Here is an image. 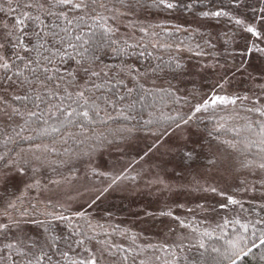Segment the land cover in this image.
Instances as JSON below:
<instances>
[{
    "label": "snow or ice",
    "instance_id": "1",
    "mask_svg": "<svg viewBox=\"0 0 264 264\" xmlns=\"http://www.w3.org/2000/svg\"><path fill=\"white\" fill-rule=\"evenodd\" d=\"M137 6L141 9L154 7L161 12L169 13L177 11L198 13L201 19L226 24L229 30L224 32L225 45L236 41L241 33L246 34L243 36L245 40L243 50L229 51L228 56L231 60H225V63L220 65L221 68L226 67L227 71L224 72L216 88L225 86L228 82V72L235 75L248 71L250 61L243 57H251L254 52L264 57V47L259 46L264 42V0H258L255 5L251 4L250 0H207V3H204V0H196L195 3L192 0H152L151 4H146L143 0H128L127 3L126 0H115L111 4L107 0H0V14H2L0 15V88L16 89L20 93L12 97L16 104L11 106L10 112L7 111L9 105L6 100L0 97V104L3 105L5 114L10 121L16 122V128L13 129L15 135L6 134L3 141H0V146L4 149L0 153V185L11 183L17 175L27 176L30 168L35 175L38 168L32 167L33 160L42 165V154L54 150L48 145L28 149L20 147L17 138L24 141L34 140L32 135L26 134L29 132H35L40 137L52 135L53 143L57 142L56 136H59L63 144H68L69 140H79L80 143H84L85 140L98 138L96 129L98 123L107 125L108 121L114 119L109 111L111 109L131 125L126 129L118 130L121 133L126 131L131 135L144 131L158 137L169 134L167 128L158 132L149 127L156 122L152 118V112L148 113L149 119L138 118L133 113L137 112V105L155 107L157 95L164 106H167V102L177 104L180 99L188 101L189 97L180 95L179 83L173 84L170 81L167 88L160 89L159 93L155 94L151 90L144 89L139 83L141 79L163 72L166 68L171 70L174 80H179L185 74V65L178 58L170 57L168 61L147 67L125 63L112 76L109 72L102 73L94 68V65L102 60L103 55H107L108 48H112L119 55H129V48L143 47L142 44L131 45L127 42L121 47L111 39L116 30L111 27L109 21L119 19L127 11L135 10ZM249 12L252 13L251 16ZM108 13L111 15H107ZM171 27L177 32L180 31L179 25H171ZM84 29H87V32ZM140 30L144 35H150L147 29ZM184 31L188 30L184 29ZM216 39L220 41L222 38L218 35ZM180 44L183 45L184 41H180ZM204 44L209 48H216V45L211 43V37L204 39ZM151 47L170 49L174 45L157 40L156 43L151 44ZM196 49L193 51L189 48L188 51L196 57L212 55L199 43L196 44ZM176 51H181V48L176 47ZM139 55L147 57L152 53L141 50ZM236 56L242 58L238 64L235 62ZM204 67H212V65L205 64ZM257 71L264 75V66ZM126 80L131 81V87ZM148 96L153 97L152 104H148L146 100ZM248 99V96L221 95L214 89L211 94H205L192 104L187 113L168 117L167 119L171 121L169 127L174 125L173 131L181 129L194 123L198 114L202 112L234 106L237 100ZM251 104L252 106L246 111L255 119L248 116L243 119L247 121L246 130L255 135L256 139H246L243 143L246 150L256 149L255 155L259 156V160L246 158L241 163L243 167L257 166L264 170V102L252 99ZM132 121L136 123L131 124ZM223 127L220 125L215 131L219 132ZM232 131L238 136L241 130L233 128ZM100 135L102 136V133ZM108 143L111 144V141ZM224 143L229 148L238 150L237 145L240 142L226 140ZM9 144L16 145L19 151L16 148H9ZM95 151L96 149L93 148L91 152L84 154L92 155ZM193 152H195L194 148L190 151L185 149L186 158L191 160ZM125 178L128 177L114 178L112 184H115L117 179ZM156 182L162 183V181ZM35 186L38 185H29V187ZM204 191L208 189L205 188ZM211 191L216 192V189L212 188ZM16 199L18 201L20 198ZM238 203L239 201L233 197H227V204ZM224 207L226 205L222 204L221 208ZM0 208L3 209L0 212V235L7 240L13 228L17 233L12 241L6 242L0 249V254L5 251L8 253L6 258L0 255V260H3L4 264H17V258L20 259L21 264H100L99 258L90 249H84L88 253L84 258L70 255V252H78L84 245L82 239L75 241L77 245L75 249L69 243L68 249L62 250L57 237L53 235L45 239L39 237L33 239L21 235L22 224L30 222L43 226L44 221L25 219L28 213L23 207L18 206L16 201L0 197ZM161 214L171 215L170 212ZM75 215L77 219L83 218L81 212ZM5 219L7 222H4ZM55 219L68 222V227L72 229V217L66 213L62 212ZM228 223H238V221H225V225ZM249 224L252 222L250 221ZM249 224L240 225L245 233ZM256 225H260L262 229L256 239L250 241L247 236L239 235L223 250L213 247L212 252L218 254L217 264L224 262L241 264V261L252 254L254 249L264 247V218H258L255 224H252L253 236H256ZM89 227L93 226L89 225ZM45 231L51 233L52 229L49 226ZM76 234L72 229L71 235ZM205 235L210 234L205 233ZM257 239L259 243L256 242ZM64 240L68 242L67 237ZM200 247H204L203 243ZM105 251L115 260L121 249L119 245H111L107 249L100 250L101 256ZM123 251L131 254L128 249ZM127 258L128 256L124 255L121 259L126 262ZM260 260L264 261V253L261 254Z\"/></svg>",
    "mask_w": 264,
    "mask_h": 264
},
{
    "label": "rangeland",
    "instance_id": "2",
    "mask_svg": "<svg viewBox=\"0 0 264 264\" xmlns=\"http://www.w3.org/2000/svg\"><path fill=\"white\" fill-rule=\"evenodd\" d=\"M192 2L195 3L196 0ZM250 3L255 5L258 0H250ZM248 14L252 15L251 12ZM165 21L167 20L130 10L115 22L122 33L119 35L126 38L128 34L123 33L124 27L129 23L147 29L150 25ZM177 21L174 20V23H178ZM210 23L192 25L201 32L218 34L228 31L226 24L217 27L212 25L213 22ZM244 35L246 34L241 33L236 41L225 46L215 39L211 43L216 45V50H224L225 56L229 57L228 48L236 52L243 50ZM259 46L264 47V42ZM235 58L239 61L237 64L240 63L242 58ZM261 58L263 61L259 62L264 64V57ZM187 59L189 62L185 78L177 82L180 81L182 96L189 97L187 112L200 97L211 94L214 89L221 95L248 96V100H237L240 106L251 107L252 99L264 102V75L261 78L260 75H255L257 68L251 63L248 71L235 75L228 72V82L223 88H216L227 71L226 67L220 66L225 62L209 56L196 57L192 53ZM243 59L249 60V57ZM205 64L212 67H204ZM8 92L7 88H0V97L7 104ZM242 109L245 112V108ZM7 119L4 107L0 104V124ZM173 129L168 130V135L159 137L145 132L129 135L126 131H119L106 136L107 139L101 141L94 154H74L64 160L54 161L53 165L46 153H43L42 165L33 160L32 167L38 168L35 175L30 168L27 176L17 175L11 183L0 185V197L16 201L18 206L27 211L25 219L28 220L34 219L33 212L40 213L41 217H56L59 210L86 215L89 225L93 226L90 229L96 239L84 246L81 258L88 255L84 249H90L99 258L100 264H176L177 260L187 257L191 247L196 245L195 234L219 231L225 226V221L250 220V207L261 208L264 200L255 195V188L260 180L257 169L240 171L236 163L219 152L221 150L214 143L208 142L191 124L174 131ZM50 147L55 151L56 148L49 145ZM193 148L195 152L189 160L185 149L190 151ZM121 176L128 178L117 179L112 184L114 178ZM205 188L208 191H204ZM212 188L216 192H212ZM229 196L239 203L227 204ZM17 197L20 198L18 201ZM222 204L226 207L221 208ZM2 211L0 208V212ZM169 212L171 215L161 214ZM21 229V235L44 239L33 223H24ZM14 235H17L14 228L7 240L0 235L3 243L0 249L6 242L12 241ZM127 242L131 246L128 249L131 254H126V262L120 258L122 251L115 260L107 251L101 256V249H107L111 245L124 246ZM0 255L6 258L8 253L5 251ZM17 261L20 259L17 258ZM0 264H4L3 260H0Z\"/></svg>",
    "mask_w": 264,
    "mask_h": 264
},
{
    "label": "trees",
    "instance_id": "3",
    "mask_svg": "<svg viewBox=\"0 0 264 264\" xmlns=\"http://www.w3.org/2000/svg\"><path fill=\"white\" fill-rule=\"evenodd\" d=\"M107 2L114 3L115 0H107ZM128 0H126V3ZM146 4H151L152 0H143ZM117 8H119V5L117 4ZM123 11V9H121ZM134 13H146L153 17H159L162 19H165L167 21L157 23L155 25H150L147 27L148 32L150 33L149 38L148 36L144 35L143 32H141V28H138L136 24L132 23L126 27H124V32L128 34V36L123 37V35L120 33L119 28L116 27V20L115 21H109L111 27H113L116 31L115 34L111 37V39L115 40L117 42L118 46L124 47L125 42L127 44L136 45V44H142L141 47H133L129 48L128 52L129 55H119L116 52L112 50V48L107 49V55H103L102 60L94 65V68L96 71L99 72H109V75L112 76L115 74L116 71L120 69L122 65L127 63L128 65L132 66H138V67H147L149 65L155 66L158 63H162L163 61H168L170 57H176L178 58L184 65V73L187 70L188 62L187 57L192 52L188 51L189 48L192 50H196V44L199 43L202 47H204V50L206 52H211L213 56H210V58H214L217 61H224L225 60H231L230 57L225 56L224 50H216L209 48L207 45L204 44V39H207L208 37H211L212 39H216V37L219 35L222 39L219 41L223 46V36L224 32L215 33V32H209V31H199L196 29L193 24L197 25H203V24H211L210 22H213L214 26L220 27L221 24H219L215 20H205L201 19L199 17L198 13H185L182 11L177 12H161L159 9L151 7V8H144L141 9L139 6L135 8V10H131ZM2 15V14H0ZM107 15H111V13H108ZM174 20H178V23H174ZM157 25H163V27H157ZM171 25H179L180 31L177 32L175 28L171 27ZM228 26V25H227ZM184 29H187L188 31L185 32ZM229 30V29H228ZM85 32H87V29H84ZM141 33V34H139ZM171 33V35H168ZM158 34V36L156 35ZM203 37V39L201 38ZM157 40H159L162 43H169L173 44L174 47L170 49H164V48H153L151 47L152 43H156ZM180 41H184V44L181 45ZM231 43V42H230ZM229 43V44H230ZM228 45V44H227ZM176 47H180L181 51L177 52ZM143 50L146 53H152L151 56L143 57L140 56V51ZM230 51V48H228V52ZM239 52V51H238ZM189 53V54H188ZM259 55L258 53H253L251 56L252 58L249 61L250 63L257 68H260L261 66H264V64L260 63L263 61V59L260 57H257ZM260 61V62H259ZM235 62H239L238 59L235 58ZM107 66V67H106ZM174 67V64H173ZM260 75V78L262 75L255 70V75ZM185 78V75H183L181 80ZM179 79V80H180ZM172 82L173 84H177L178 80H174L172 78L171 70L165 69L163 72H159L156 75H149L145 79L140 80V85L146 89L151 90L152 93H159L160 89L167 88L168 83ZM129 87L132 86L131 81L126 80ZM179 81V86H180ZM8 112L11 111V106L15 105L16 102L12 99L14 95L20 94L18 90L16 89H8ZM182 96V94L180 93ZM183 97V96H182ZM146 100L148 104H152L153 97L148 96L146 97ZM187 104L184 99H180L179 103L172 104L171 102H167V106H164L161 104L159 100V96L157 95L155 97V107L149 108L146 105L141 106L137 105V112L133 113V115H136L138 118L142 117L143 119H149V112L153 113V119L154 122L149 127L152 129L163 131L165 128L168 130L174 128L175 126L171 124V121L168 120V117H175L177 114H184L187 113ZM119 107V105H118ZM245 108V112H243V109ZM248 108V105H229L226 108H218L215 111L209 110L207 112H202L198 114L197 119L194 123H191L192 126H194L199 132L202 133V135L205 137V139L208 142L214 143L221 151L222 154L226 155V157H229L230 160H232L234 163L237 164V167L240 171L244 172V170L249 171L248 169H257L259 172L260 180L257 182L256 188H255V195L262 197L264 200V170L259 169L257 166L253 167H243L242 161H245L246 158L250 160H259V156L255 155L256 149L252 148L250 150H246L244 147L243 141L248 140H255L256 137L252 133L246 130L247 121L243 119V117L248 116L252 119H255V117L252 116L251 113H248L246 109ZM159 109V111H157ZM114 119L108 121V124H102L98 123L96 125L97 129V139H91V140H85L84 143H80L79 140L72 141L69 140L68 144H63L60 142L59 136H56V143H53V136H47V137H40L35 132H29L26 133L27 135H32L34 137V140L32 141H24L17 138L19 146L23 148H32L37 147L41 145H51L52 147L56 148L55 151H49L46 153L47 158L50 159V164H54V161L58 162L60 160H64V158H69L74 154H83L87 150H91L93 148H96L101 141L106 136H111L114 133L119 132L118 130L124 129L127 127H130L129 121H126L123 119L122 116L118 115L117 112H112L111 109H109ZM248 113V114H246ZM127 114V113H125ZM103 115V114H102ZM8 117V115H6ZM136 121H132L131 124H135ZM220 125H223L224 127L219 131H215L216 128L220 127ZM16 128V122L10 121L9 118L5 120V122H1L0 124V141H3L5 138V135H15L13 132V129ZM233 128H240V134L237 136L232 129ZM18 131V129H16ZM144 132V131H140ZM102 133V136L100 135ZM56 135V134H53ZM83 139V137H81ZM239 141L237 145L238 150H234L229 148L224 141ZM9 148H16L17 151H19V148L14 144H9ZM51 148V147H50ZM59 149V150H58ZM216 149V148H214ZM4 151L3 147L0 146V153ZM56 167V165H55ZM57 171V170H56ZM244 182H242L243 184ZM256 184V181H255ZM33 210V209H32ZM62 212L66 213L70 217H72L71 225L72 229L75 230L77 233L76 235H71L72 229L68 227V222L66 221H58L55 219V217L52 216H45L41 217L40 213L33 212L34 219L39 221H44V225H36V228L39 229L40 234L42 237L48 238L49 235H53L57 237V240L59 242V245L62 250L68 249V244H72V248L75 249L77 247L75 241L77 240H84V245L81 246L78 250V252H70V255L75 256L76 258H81L82 249L85 245L95 241L96 237L92 235V229L89 227V219L86 217V215L83 214L82 219H77L75 214H70L66 211H60L57 212L61 214ZM250 220H242L238 223H228L226 224L222 229L219 231L212 232H205L209 233L210 235H205V233L201 234H195V243L191 249L189 250V253L187 254V257L181 258L180 260H177L176 264H217L218 254L212 252V248H220L223 250L228 246V243L231 240H234L239 235H245L247 238L251 241L256 239V237H259L261 232V226L256 225L255 231L256 236L252 235L253 227L252 224H255V221L258 218H264V205L261 208H255L254 206L250 207ZM32 216V217H33ZM252 222V224H249V222ZM49 222L51 224L49 225ZM241 224H249V228L247 233L244 232V229L240 227ZM51 227L52 231L51 233L45 231L46 227ZM184 234V232H183ZM68 238V242L66 243L64 238ZM198 239V240H197ZM257 243H259L258 239L256 240ZM203 243L204 247L201 248L200 244ZM127 242L124 244V246H120L121 254L120 258H122L124 255H128V253H125L124 249H129L131 246L128 245ZM3 245L1 237H0V246ZM134 245V244H133ZM130 252V251H129ZM120 253V252H119ZM264 253V247H261L259 249H254L253 253L250 254L246 259L241 261V264H264V261L260 260L261 254ZM169 261V260H168ZM17 264H21V261H17ZM164 264V263H163ZM166 264H173L170 262H167ZM226 264V262H224Z\"/></svg>",
    "mask_w": 264,
    "mask_h": 264
}]
</instances>
